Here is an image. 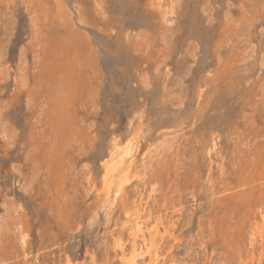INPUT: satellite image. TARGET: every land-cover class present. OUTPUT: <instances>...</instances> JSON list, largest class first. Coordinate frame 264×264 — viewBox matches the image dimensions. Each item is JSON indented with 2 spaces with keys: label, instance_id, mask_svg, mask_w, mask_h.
I'll use <instances>...</instances> for the list:
<instances>
[{
  "label": "rangeland",
  "instance_id": "rangeland-1",
  "mask_svg": "<svg viewBox=\"0 0 264 264\" xmlns=\"http://www.w3.org/2000/svg\"><path fill=\"white\" fill-rule=\"evenodd\" d=\"M0 64V264H120L132 205L170 229L158 264H264V0H0ZM140 122L139 170L171 147L103 207Z\"/></svg>",
  "mask_w": 264,
  "mask_h": 264
},
{
  "label": "bare ground",
  "instance_id": "bare-ground-1",
  "mask_svg": "<svg viewBox=\"0 0 264 264\" xmlns=\"http://www.w3.org/2000/svg\"><path fill=\"white\" fill-rule=\"evenodd\" d=\"M166 1V0H165ZM100 2V1H99ZM98 4V3H96ZM95 4V5H96ZM100 4V3H99ZM208 5V4H207ZM165 6V5H163ZM167 7V6H165ZM94 8V7H93ZM58 9V8H57ZM56 9V10H57ZM44 10V9H43ZM47 12V11H46ZM96 12V11H95ZM10 13V12H9ZM169 12H165V15H168ZM36 15V14H35ZM39 15V14H38ZM7 17V16H6ZM44 17V16H43ZM84 17V16H83ZM34 18V17H33ZM37 19V18H36ZM167 20V19H166ZM11 21V20H10ZM168 21V20H167ZM79 22V21H78ZM12 23V22H11ZM10 23V24H11ZM14 23V22H13ZM35 24V22H34ZM41 24V23H40ZM49 24V23H48ZM74 24V23H73ZM43 26V25H42ZM39 28V27H38ZM76 29V28H75ZM83 30V29H82ZM30 32V31H29ZM36 32V31H35ZM46 34V33H45ZM35 35V34H34ZM44 35V34H43ZM3 36V35H2ZM45 36V35H44ZM43 36V37H44ZM139 36V35H138ZM31 37V36H30ZM83 38V37H82ZM31 41L33 38H30ZM136 39V38H135ZM139 39V38H138ZM38 41V40H37ZM145 41V40H144ZM143 41V42H144ZM29 42V41H28ZM33 43V42H32ZM230 43V42H229ZM37 44V43H36ZM38 45V44H37ZM247 45V44H246ZM34 47V46H33ZM36 48V46H35ZM60 51V50H59ZM38 52V51H37ZM53 52V51H52ZM61 52V51H60ZM59 53V52H58ZM57 55V53H56ZM37 56V55H36ZM57 57V56H56ZM19 59V58H18ZM59 59V58H58ZM71 59V58H70ZM91 59V58H90ZM34 60V59H33ZM263 60V59H262ZM22 62V61H21ZM58 62V61H57ZM1 65V64H0ZM22 65V64H21ZM52 65V64H51ZM4 66V65H3ZM20 66V65H19ZM23 66V65H22ZM34 66V65H33ZM64 66V65H63ZM24 67V66H23ZM50 68V67H49ZM18 69V68H17ZM66 69V68H65ZM94 69V68H93ZM4 70V69H3ZM7 70V69H6ZM60 70V69H59ZM6 72V71H5ZM62 73V72H61ZM82 73V72H81ZM22 74V73H21ZM190 74V73H189ZM147 75V74H146ZM187 76V75H186ZM21 77V76H20ZM98 77V75H97ZM22 79V78H21ZM67 79V78H66ZM99 80V79H98ZM63 81V80H62ZM66 81V80H65ZM20 82V81H19ZM49 83V82H48ZM72 84V83H71ZM97 90V89H96ZM68 94V93H67ZM52 96V95H51ZM63 106V104H62ZM26 107V106H25ZM41 108V107H40ZM2 111V110H1ZM47 112V111H46ZM49 112V111H48ZM68 116V115H67ZM54 117V116H53ZM52 117V119H53ZM143 117V116H142ZM143 119V118H142ZM54 120V119H53ZM28 122V121H27ZM141 123V122H140ZM55 124V123H54ZM57 125V124H56ZM4 126V124H3ZM8 126V125H7ZM1 128V127H0ZM3 129V128H2ZM51 129V127H50ZM78 129V128H77ZM3 131V130H2ZM1 131V132H2ZM8 131V130H7ZM0 132V133H1ZM10 132L9 134H11ZM146 128L141 123L136 127L132 133L122 142H115L107 157L102 161V168L100 171V186H101V196L103 199V207L113 206L117 201H123L125 199L124 194L127 189V186L133 181H144L147 171L150 166L156 161L157 158L162 155L164 147H171V145H166L161 143L155 149L153 155L150 154L147 161L142 163V170L138 169L136 158L138 157L141 141L145 138ZM8 134V133H7ZM9 136V135H7ZM166 137V135H165ZM9 138V137H8ZM92 138V137H91ZM95 138V137H94ZM30 139V138H29ZM57 139V138H56ZM8 140V139H7ZM10 141V140H9ZM83 141V140H82ZM144 141V140H143ZM161 141V140H160ZM168 142L167 140H165ZM57 142V141H56ZM54 144V143H52ZM56 144V143H55ZM68 144V143H67ZM74 144V143H73ZM159 144V143H158ZM83 145V144H82ZM81 145V146H82ZM53 146V145H52ZM213 146V145H212ZM56 147V146H54ZM66 147V146H65ZM152 147V146H151ZM150 147V148H151ZM173 147V145H172ZM152 150V149H150ZM149 150V151H150ZM167 150V149H166ZM52 151V150H51ZM51 153V152H50ZM54 153V151H53ZM150 153V152H149ZM57 154V153H55ZM164 154V153H163ZM166 154V153H165ZM164 154V155H165ZM52 156V155H51ZM159 156V157H158ZM50 157V156H49ZM157 157V158H156ZM66 158V157H65ZM139 159V158H137ZM146 160V158L144 159ZM159 160V159H158ZM141 161V160H140ZM168 161V160H167ZM68 168V167H67ZM70 168V167H69ZM41 170V169H40ZM154 170V169H153ZM38 174V172H36ZM47 174V172H46ZM75 174V173H74ZM149 174V171H148ZM34 175V174H33ZM148 176V175H147ZM47 177V176H46ZM149 177V176H148ZM34 178V177H33ZM35 179V178H34ZM23 180V179H22ZM210 181V180H209ZM50 182V181H49ZM48 182V183H49ZM27 183H30L27 181ZM166 183V182H165ZM172 183V182H171ZM139 184V183H137ZM27 185V184H26ZM69 185V184H68ZM134 185L135 182H134ZM151 185V182H150ZM158 186V185H157ZM47 187V186H46ZM72 187V186H71ZM129 187V186H128ZM152 187V186H151ZM27 188V186L25 187ZM52 188V187H51ZM144 188V185H143ZM55 189V188H54ZM130 189V188H129ZM140 189V188H139ZM147 190V188H145ZM162 189V188H161ZM138 190V189H137ZM155 188L152 189L154 192ZM139 191V190H138ZM162 191V190H161ZM134 192V191H133ZM150 193V192H149ZM158 194V193H157ZM141 195V194H140ZM139 195V196H140ZM145 195V194H144ZM126 196V195H125ZM151 197V196H150ZM154 197V196H153ZM162 197V196H161ZM141 200V199H140ZM152 200V199H151ZM156 200V199H155ZM65 201V200H64ZM144 201V198H143ZM148 201V199L146 200ZM61 202V201H60ZM125 202V201H124ZM142 202V201H141ZM150 202V201H149ZM174 203V202H172ZM141 204V203H140ZM139 204V205H140ZM148 205V204H146ZM247 206V205H246ZM5 207V206H4ZM102 207V208H103ZM145 207V206H144ZM169 207V206H168ZM114 208V207H113ZM147 208V207H146ZM145 208V209H146ZM12 209V208H11ZM65 209V208H64ZM109 209V208H108ZM111 209V207H110ZM125 215L124 229L127 231L128 240L130 247L127 249L124 242V237L121 235L112 236L113 240V249L118 255L120 264H145V261H148V264H158L162 258L163 251L162 246L169 234V228L165 227L162 219L155 218L151 219L150 213L146 214L140 206L132 205V207L125 206ZM151 209V208H150ZM113 210V209H112ZM111 210V211H112ZM152 210V209H151ZM147 212V209H146ZM9 214V213H8ZM111 214V212H110ZM1 218V217H0ZM118 219V218H117ZM16 220V219H15ZM60 220V219H59ZM122 221V222H123ZM117 222V221H116ZM115 223V222H114ZM121 224V223H120ZM173 224V223H172ZM116 226V223H115ZM7 227V226H6ZM170 227V226H169ZM123 228V227H121ZM221 228V227H220ZM7 229V228H5ZM16 229V228H15ZM169 229V230H168ZM251 229V228H250ZM123 230V229H122ZM121 230V231H122ZM2 233V232H1ZM112 233V232H111ZM124 233V232H123ZM122 233V234H123ZM78 234V233H77ZM250 235V233H249ZM19 244L25 245L27 236L20 234ZM127 236V235H126ZM127 238V237H126ZM251 238L252 241L264 242V219L260 222L255 223L251 229ZM2 238H0L1 240ZM110 239V238H109ZM111 240V239H110ZM127 240V239H126ZM251 242V241H250ZM127 244V243H126ZM129 245V244H128ZM262 247V245H260ZM24 248V247H22ZM88 252V251H87ZM167 252V251H166ZM259 253V252H258ZM169 254V253H168ZM91 255V254H90ZM171 256V255H170ZM193 256V255H192ZM252 256V255H251ZM26 257V256H25ZM37 257V256H36ZM114 257V256H113ZM168 257V256H167ZM28 258V257H27ZM169 258V257H168ZM117 259V257H116ZM165 259V258H164ZM4 260V259H3ZM28 261V260H27ZM118 261V260H117ZM258 261V260H257ZM5 261H3L4 263ZM218 262V261H217ZM222 262V261H221ZM2 263V262H1ZM7 263V262H6ZM97 263V261H96ZM162 263V262H161ZM224 263V262H223ZM66 264H77L72 262L70 259H67ZM91 264H95V258H91ZM119 264V262H118ZM164 264V263H163ZM172 264V263H171ZM235 264V263H234Z\"/></svg>",
  "mask_w": 264,
  "mask_h": 264
}]
</instances>
